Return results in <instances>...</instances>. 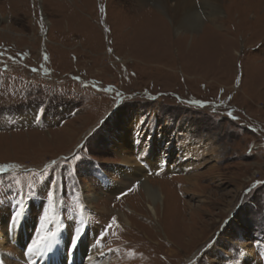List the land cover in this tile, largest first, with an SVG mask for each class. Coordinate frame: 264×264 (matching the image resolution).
<instances>
[{
	"label": "rangeland",
	"instance_id": "obj_1",
	"mask_svg": "<svg viewBox=\"0 0 264 264\" xmlns=\"http://www.w3.org/2000/svg\"><path fill=\"white\" fill-rule=\"evenodd\" d=\"M219 4L176 31L148 0H0V165L15 166L0 173L7 264L21 263L7 236L17 210L33 230L61 214L60 232L82 228L101 264H264V0ZM127 123L141 137L132 158L163 194L153 212L112 149ZM65 127L70 139H55ZM156 132L164 161L177 164L182 143L189 165L155 168L141 149ZM185 173L197 174L193 192Z\"/></svg>",
	"mask_w": 264,
	"mask_h": 264
},
{
	"label": "bare ground",
	"instance_id": "obj_2",
	"mask_svg": "<svg viewBox=\"0 0 264 264\" xmlns=\"http://www.w3.org/2000/svg\"><path fill=\"white\" fill-rule=\"evenodd\" d=\"M148 1H150L151 3L157 4V6L160 8V10L162 12H164L168 17H170V19L172 18V25L175 27L176 31H179L182 28L191 29L193 31V29L198 27L200 19H199V17H197V15H198V13L200 11L201 12L202 11L203 12H208L210 14H215V13L221 12L220 4H219L220 0H198V2H196L195 0H148ZM205 9H208V11L205 10ZM121 131L122 132L117 133L115 135V137H113L111 139L112 149L117 154L120 155L121 161L123 162L124 165H126L128 167L130 166L131 170L137 171V173L139 175H141V177L139 178V179H141L140 180L141 186H140V189H139V191H140L139 194L143 193V197H144V199L147 202V206L153 212L154 211V207L157 204H161V202H162L163 194L161 192V188L155 187V186H153L150 183L151 179L148 178V177H145V175L143 173L144 170L139 165L137 159H133L132 158L133 156L131 155V152H130V148L132 149L134 144H136L137 142H141V140H140L141 137H139L138 134L135 131L132 130L131 126L128 123L121 125ZM72 133H73V129L71 127H65L63 129V131H61V133L55 134L54 138L55 139L56 138L57 139L58 138L62 139L63 135H64V137L67 135L68 139H70V135H72ZM154 135L155 136H153V138H157V140H155V142L153 141V143L150 144L149 146H147L146 149L145 148L141 149V152L146 157V159L148 158L149 161L154 163L155 168H159L160 167L162 169L165 168L167 170H175V169L176 170L177 169L180 170L184 166L189 165L190 162L187 164V161H189V157L183 155L185 148H184V145L181 143L179 145L180 147H178V150L180 151L181 155H180L179 160L177 161V164H169V162H168V164L166 163V165L164 164V165L160 166V164L164 160L163 159V151L162 150H164V151L167 150L168 149V147H167L168 144L166 143L167 141H166V139L164 138V136L162 135L161 132H156V134H154ZM51 138H53V137H51ZM127 142H130V143H127ZM197 147H198V144H197ZM208 148H206V149H208ZM203 151H205V157H203L204 153L201 152V150H200L199 151V155H197L195 153L197 155L196 158H198V157L202 158L203 157V158H206V161H209L210 158H211V160H212V158H213V160H216L218 155L215 152L212 153L213 152L212 151L211 154H213V156L208 158L210 153H209L208 150H205V146H204ZM191 159H192V157H191ZM196 177H197V174L187 175L185 173V178L184 179L187 180L188 184H189L188 185L189 188L187 189L188 191L193 192V190L198 187V183L196 182ZM193 195H195V193H193ZM191 209H192L191 210V213H192V211L194 210L192 208V205H191ZM152 215H154V214H152ZM56 231H57V227L54 230H52V232L49 233L48 236H51V234H53V233L55 234ZM11 233H12L11 234L12 236H16L17 245L21 249H23L26 253H28L27 252V248L29 247V245H28L29 243L27 241V238L31 237V239H33V236H31V233L28 232V228H26V227H23V228L18 227V228H16L15 227V228L11 229ZM53 239L54 238H52V242H51L52 244H54ZM83 242H84V240L80 239V243L83 244ZM82 247H84L83 250H86V249L89 248V246H87V245L82 246ZM60 252H63V250H61ZM64 253L66 254V252H64ZM86 257H88L86 264H101L99 261L95 260L94 255H91L90 258H89L88 255H86ZM29 264H33V263L30 262Z\"/></svg>",
	"mask_w": 264,
	"mask_h": 264
},
{
	"label": "snow or ice",
	"instance_id": "obj_3",
	"mask_svg": "<svg viewBox=\"0 0 264 264\" xmlns=\"http://www.w3.org/2000/svg\"><path fill=\"white\" fill-rule=\"evenodd\" d=\"M103 11V9H101ZM45 59H47V57L45 56ZM35 70V69H34ZM196 103H202L200 101H197ZM74 159H79V157H74ZM56 162L53 161V164H55ZM9 167H15L14 165H0V173H4L8 170ZM55 183V182H53ZM134 189H129V191H132ZM54 198V191L53 190H49L47 192V199L49 201H52ZM19 208V204L17 206ZM83 209V205L82 204H77L76 205V209L75 210H82ZM23 215V211L22 210H17L15 211V213L13 214L12 220L15 223L16 221H18ZM113 223H115L116 218L113 217ZM84 224V220H81V225ZM109 228H111V225H109ZM83 234V229L82 228H78L75 230L72 240H71V247L72 249H75L76 245L78 244V242L80 241L81 237ZM55 234H51V236H45V235H40L38 236V238L36 240H34L32 242V245H30L27 248V252L29 254H35V255H40L42 254V252L44 251L45 248L50 249L52 246V238H54ZM100 245V240L96 241V246ZM100 255H103V252L101 251L99 253ZM0 264H2V262H0Z\"/></svg>",
	"mask_w": 264,
	"mask_h": 264
}]
</instances>
